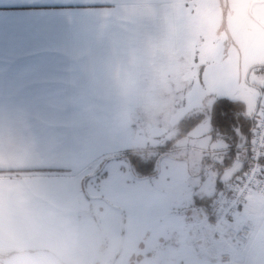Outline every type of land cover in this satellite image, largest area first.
<instances>
[{"label":"crops","instance_id":"0c3cea01","mask_svg":"<svg viewBox=\"0 0 264 264\" xmlns=\"http://www.w3.org/2000/svg\"><path fill=\"white\" fill-rule=\"evenodd\" d=\"M124 2L0 0V264H77L87 201L81 181L89 167L151 149L139 147L151 133L144 122L151 116H140L141 128L132 125L139 104L147 109L153 97L162 99L164 130L184 106L182 93L166 81L140 85L132 76L122 79L119 65L111 64L122 27L114 13ZM170 129L167 136L174 137ZM246 201L245 218L241 206L238 220L249 221L251 237H258L264 220L253 226L256 203L251 195ZM185 216L186 252L173 264H217L190 247L193 227L210 224L206 215L190 209ZM248 252L264 261V244Z\"/></svg>","mask_w":264,"mask_h":264},{"label":"snow or ice","instance_id":"6c2138e0","mask_svg":"<svg viewBox=\"0 0 264 264\" xmlns=\"http://www.w3.org/2000/svg\"><path fill=\"white\" fill-rule=\"evenodd\" d=\"M114 14L122 27L111 64L122 79L166 81L190 110L216 97L210 115L178 118L186 132L207 119L203 141L188 146L201 182L211 190L223 181L234 192L247 184L264 207V0H126ZM256 242L264 244V233L247 244ZM244 264L264 261L246 249Z\"/></svg>","mask_w":264,"mask_h":264},{"label":"rangeland","instance_id":"374dc122","mask_svg":"<svg viewBox=\"0 0 264 264\" xmlns=\"http://www.w3.org/2000/svg\"><path fill=\"white\" fill-rule=\"evenodd\" d=\"M213 97L203 96L191 110L202 109L206 105L203 100L211 101ZM151 102L147 109L139 104L132 116V125L137 129L143 127L140 116H151L149 120L143 118L151 133L139 145L151 149L134 151L146 156L155 155L157 147L172 137L167 136L170 127H162L168 122L167 118L162 121L166 110L159 113L162 99L153 97ZM191 110L180 106L170 122L176 123L181 114ZM173 127L169 132L175 130V124ZM207 128L205 119L175 141L173 147L177 148L161 152L156 172L150 176L136 177L124 156L106 157L89 167L88 176L81 181L87 201L81 212L77 264H173V259L186 252L184 242L190 222L185 214L190 209L202 210L204 201L197 203L194 196H208L215 187L210 190L206 182H201L188 151L190 143L203 141ZM254 209L258 220L252 218L253 226L264 220V207L256 204ZM241 210L240 216L245 218L243 207ZM236 256L241 259L238 253Z\"/></svg>","mask_w":264,"mask_h":264},{"label":"built area","instance_id":"2783aa9c","mask_svg":"<svg viewBox=\"0 0 264 264\" xmlns=\"http://www.w3.org/2000/svg\"><path fill=\"white\" fill-rule=\"evenodd\" d=\"M255 161L250 160L253 164ZM264 163V162H262ZM251 171L249 167L247 169ZM253 179V177H249ZM244 187L235 186V192L224 182L218 186L211 200L213 219L207 226L193 227L190 247L193 252L199 254L206 251L211 254L217 264H242L244 262L245 250H249L248 238L252 236L251 224L249 221H239V211L248 198ZM235 253L241 257L238 262Z\"/></svg>","mask_w":264,"mask_h":264},{"label":"trees","instance_id":"16d2710c","mask_svg":"<svg viewBox=\"0 0 264 264\" xmlns=\"http://www.w3.org/2000/svg\"><path fill=\"white\" fill-rule=\"evenodd\" d=\"M216 97H213L212 101L209 104H206L203 106L200 110H191L187 112L188 116L193 115L197 112H203L207 115H210V111L212 108V105L215 103ZM175 136L166 140L163 145H160L157 147V153L155 155L146 156L139 152H126L123 154V156L128 161L129 167L133 170L136 177H145L150 176L156 172V160L158 155L163 152L165 149L173 147L174 143L177 139L185 136L187 132L184 130L182 126V121H177L175 123ZM213 194H210L208 196L204 197H195L194 199L197 201V203L204 201L201 206L203 213L206 215V218L209 222L212 221L213 215H212V209H211V200H212ZM201 200V201H198ZM2 256H6L9 254H1Z\"/></svg>","mask_w":264,"mask_h":264}]
</instances>
